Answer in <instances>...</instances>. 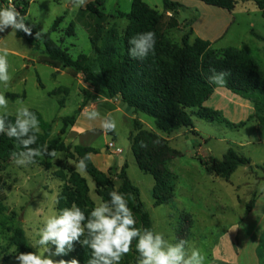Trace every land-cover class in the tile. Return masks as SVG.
<instances>
[{
  "label": "rangeland",
  "instance_id": "rangeland-1",
  "mask_svg": "<svg viewBox=\"0 0 264 264\" xmlns=\"http://www.w3.org/2000/svg\"><path fill=\"white\" fill-rule=\"evenodd\" d=\"M0 1H3L1 4L3 8L11 4L15 9L21 1L27 2L29 7L25 22L32 29L42 33H48L54 21L63 16L64 21L59 30L52 34V39L67 48L75 59L80 54L90 55L92 51L88 27L93 29V20L86 12L80 15L79 12L85 9L88 3H99V10L108 18L105 32L115 26L117 33L122 36L128 27L126 15L131 11L134 0H87L84 7L76 10L71 7L69 0ZM172 1L182 6L178 15L172 12L166 14L168 18L165 19V23L173 17L178 25L169 30L164 27L166 36L172 42L181 45L183 37L188 34L189 22H193L195 33L198 32L204 36V39L211 41L213 49L219 52L227 48L246 50L260 62L264 70V49H260L264 46V42L252 35L254 31L264 37V16L256 4L257 0H235L236 6L231 13L198 0ZM144 2L159 13H164L163 0H144ZM71 22L76 26V36L66 38L65 31ZM0 47H6L9 51L11 76L7 86L0 84V94L5 95L6 98L7 93L25 94L24 100H17L23 101L30 110H35L44 121L51 124L50 139H54L59 134L63 126L62 119L74 116L80 109L82 98L78 84L80 83L82 87L92 85L100 88L96 83L84 81L82 75L72 77L67 69L56 70L39 64L38 54H34L27 41L17 38L13 31L2 39ZM23 56L27 59L31 56L32 62L24 60ZM39 83H42L44 88H41ZM59 88H67L69 95L64 92L53 97L48 95L49 92ZM7 100L9 102L7 115L15 117V110L19 107L17 100L12 101L9 98ZM213 100L214 98L206 102L207 107L211 106L209 108L213 109L215 101ZM107 110L102 107L99 112L104 115ZM4 112L5 110L0 109L1 115ZM220 112L229 122L235 125L245 122L246 125L235 130L218 122L210 123L193 117L194 129H182L168 137L156 129L153 118L143 114L138 115V120L144 129L167 139L170 147L178 152V156L167 164L170 172L176 176L175 197L172 202L161 206L154 205L153 177L138 168L130 148L129 136L134 119L126 117L119 111L111 114L117 122L115 138L111 133H108L106 139L104 135H95L96 138L93 137L91 142L100 150L107 148L106 141L113 142L116 149H122L124 154L108 153V155L112 156L116 164L121 158L129 162L128 176L139 189L141 200L151 214L154 231L163 233L170 242H178L185 226L183 216L191 217L193 223L185 237L186 248L199 249L206 257V264L212 260V257L218 258L220 252L225 249V244H220V238L226 230L224 227L229 229L230 225L220 223L223 221L220 216L236 220L243 214L249 215L247 220L240 224L243 236L253 229L252 222L264 219V190H261L264 187V168H254V164H264V144L260 142L258 123L255 118L248 121L249 115L236 116L233 106ZM193 114H196V110ZM40 132H42L41 128ZM62 141L71 148L76 145L73 135L70 134V127L62 136ZM77 143L82 144L80 141ZM229 149L248 158L252 165V167L247 165L239 167L229 181L207 174L197 159V157L205 159L212 156L222 160ZM59 153L62 154L61 159L41 157L43 164L38 165L18 167L10 162L6 170L0 173L3 177L1 189L6 195L3 204L9 208L7 213L0 214V264H18L15 256L19 252L11 245L13 233L17 228L24 230L34 252L49 255L47 252L44 253L42 248H34L33 245L39 238L37 233L43 226L44 218L57 211V198L66 183L63 177L65 174L68 175L70 169H74L80 176L86 178L94 204L101 201L95 192V183L91 177L86 171L80 172L76 169L78 158L76 156L71 158L64 152ZM116 174L117 172L113 171L111 176L118 187L120 182ZM237 200L240 203H237ZM257 232L256 238L261 237L264 233V222L258 225ZM49 247L53 252L55 251L51 245ZM51 258L58 260V256Z\"/></svg>",
  "mask_w": 264,
  "mask_h": 264
},
{
  "label": "trees",
  "instance_id": "trees-1",
  "mask_svg": "<svg viewBox=\"0 0 264 264\" xmlns=\"http://www.w3.org/2000/svg\"><path fill=\"white\" fill-rule=\"evenodd\" d=\"M208 6L220 8L228 12L235 9V0H198ZM0 1V8H3ZM99 3H88L85 9L93 20V29L90 32L91 54H80L73 58L69 50L58 41L52 39L64 21V17H58L48 33H42L32 29L33 35L29 36L22 31H17V38L27 41L34 54H38V63L56 70H69L72 77L82 75L84 81L96 83L107 92L110 99L126 103L133 110L134 120L129 136L131 150L134 154L138 168L154 179L152 196L155 206H161L173 201L175 197L176 176L170 172L167 164L178 156V152L170 147L169 141L157 133L148 131L142 127L138 115L143 114L153 118L157 130L171 136L182 129H194L193 117L204 119L210 123H221L230 129L237 130L246 125L245 122L235 125L224 119L220 112L205 107V103L214 95L217 89H225L243 99L249 101L254 108L250 120L255 118L258 129H264V70L260 62L248 51L237 48H227L221 52L213 49L212 43L197 38L190 43L192 31L189 29L182 39V44L172 42L166 35V30L177 27L173 17L165 23L167 12L178 15L181 4L172 0H163L164 13H159L150 7L144 0H134L131 11L126 15L129 22L124 34L120 36L115 26L105 32L108 18L98 7ZM256 4L264 16V0H257ZM28 3L21 1L16 7L22 16L28 14ZM26 23V22H25ZM27 24V23H26ZM165 24V25H164ZM28 25V24H27ZM29 26V25H28ZM152 31L155 33L154 52L144 59H134L129 55V41L134 36ZM12 32L7 29L0 33V41ZM39 36L35 38V34ZM252 35L264 42V37L252 31ZM66 38L76 36V26L71 22L65 31ZM216 72H229L226 85L220 88L208 82L211 70ZM44 88L42 83H39ZM60 92L69 95L67 88L55 89L48 93L50 97L57 96ZM7 98L12 101L24 100L25 94L7 93ZM62 103V101H60ZM196 110V114L193 112ZM34 112L39 120L42 132L38 134V140L32 147L47 145L49 151L64 152L71 158L75 156L80 160L86 153L97 154L98 150L92 147L75 145L73 148L62 141L68 127L75 124L82 107L74 116L62 119L63 126L54 139H50L52 126L43 120L41 115ZM1 115V114H0ZM77 115V116H76ZM13 121L15 117L6 116ZM111 133L112 132H108ZM196 134V133H195ZM143 145V146H142ZM17 142L6 134H0V173L5 171L12 162L10 153L19 151ZM71 150L73 152H71ZM207 174L225 181H229L233 174L241 166L251 165V161L229 149L222 160L215 157H197ZM86 173L95 183V192L102 201L110 199L111 191H118L128 201L129 208L133 211L136 226L153 230L151 214L141 200L139 189L132 183L128 176V165L125 164L118 170L112 167L109 173L98 169L93 160L86 161ZM34 164H43L41 157L36 158ZM264 168V166L257 167ZM116 171L119 186L116 187L111 173ZM63 180L66 181L57 198L56 209L70 207L73 203L79 206L85 215H89L95 206L90 197V187L86 178L80 176L74 169L68 171ZM3 177L0 175V214L7 213L9 208L3 204L6 195L1 186ZM184 229L180 234V240H185L193 223L191 217L183 216ZM82 237L81 239H83ZM133 241L132 251L124 256L120 264H136L138 254L135 251ZM11 245L21 252H34L30 246L23 229L17 228L13 233ZM52 246V245H51ZM55 248L54 246H52ZM264 234L259 257L264 259ZM77 259L80 264H87L91 258V250L79 242L74 244V249L66 255L58 256V260ZM8 258H6V261ZM264 262V260H263Z\"/></svg>",
  "mask_w": 264,
  "mask_h": 264
},
{
  "label": "clouds",
  "instance_id": "clouds-1",
  "mask_svg": "<svg viewBox=\"0 0 264 264\" xmlns=\"http://www.w3.org/2000/svg\"><path fill=\"white\" fill-rule=\"evenodd\" d=\"M87 0H69L71 7L76 10L84 7ZM11 4L0 8V33L11 29L13 33L22 31L26 35H33L32 28ZM39 32L35 34V38ZM155 33L147 31L134 36L129 41V55L134 59H144L149 53L154 52ZM9 51L0 47V84L5 86L11 80L9 74ZM229 72H216L211 70L208 82L223 88L226 85ZM8 100L0 94V109L5 110L0 115V134H6L17 142L19 151L10 153V159L18 167H27L36 162L37 157H50L54 160L61 159L62 154L57 150L49 151L47 145L32 147L37 143L40 133L39 120L36 114L30 111L23 101L17 100L19 107L15 110L14 122L6 119ZM82 116L89 122H97L104 132H114L117 122L109 113L101 117L94 108H86ZM90 130H95L90 124ZM143 146V145H142ZM92 159L91 153H86L75 165L76 169L84 172L87 168L86 161ZM261 190H264L262 187ZM108 201H100L92 208L89 215L73 203L59 211H53L43 220L39 229L38 239L33 247H39L48 256L38 252H21L15 256L18 264H80L73 258L71 260H54L51 256H63L74 249V244L79 242L91 250V258L87 264H120L122 258L132 251L135 241V251L138 254L136 264H206V257L197 248H186V241L170 242L161 232L150 228L136 226L133 211L128 206L125 196L114 190L109 193ZM84 237L83 239H81ZM50 245L55 247L53 252Z\"/></svg>",
  "mask_w": 264,
  "mask_h": 264
},
{
  "label": "crops",
  "instance_id": "crops-1",
  "mask_svg": "<svg viewBox=\"0 0 264 264\" xmlns=\"http://www.w3.org/2000/svg\"><path fill=\"white\" fill-rule=\"evenodd\" d=\"M192 23L193 22H189L190 24L189 29L192 31V35L190 36V43H193L197 38L209 41L207 39H204V36H202L200 33L198 32L195 33L196 32L194 29L195 24ZM260 49L263 50L264 46H261ZM28 58L29 59L24 57L23 59L32 62V57L30 56ZM26 67L28 66H25V68ZM78 85H79V94L82 98L81 106H80L82 107V111L77 116L75 124L70 127V134L73 135V139L76 142V145L78 144L77 141H80L82 143L80 144L81 146L92 147L97 149L98 153L92 155V160L94 164L99 168V170H101L104 173H107L112 167H116V169L120 170L125 164L128 165V169H129V162H127L124 158H121L118 164H116L112 156L108 155V151L106 148L100 150L99 148L93 146V143L91 142L93 141L92 140L93 137L94 139L96 138L95 135L98 136L104 135V138L106 139L108 138V133H104L99 128L98 121L93 123L85 120L84 117L82 116V112L86 108H89L90 106L91 108H94L97 111H99L100 108L104 107L108 110L107 113L101 115V117H104L109 113L113 114L119 111V112H123V114H125L126 117L130 119H134L135 117L133 115V110L128 111L125 107H121L120 101L110 99L108 97L107 92L104 91L102 88H97L96 86H92L88 84H87L88 87L87 86L82 87L80 83ZM213 98L215 100V101L213 100L214 101L213 110L220 112L222 109H229L231 106H233V110L236 116L245 117L246 115H249L248 121H252V119L250 120V117L254 112V108L249 101L242 99L225 89H217L214 95L208 101H211ZM206 104L207 103H205V107H207ZM90 124L95 130H90ZM114 133L115 132H112L113 137L115 138ZM259 133L261 139L260 142L264 144V129L259 130ZM109 142L110 141H106L105 145L107 146ZM260 165L264 166V164H254L255 166L254 168L260 167ZM237 203H240L239 200H237ZM248 217L249 215L243 214L242 216L239 217V219L235 220L232 218L227 219L223 216H220V218L223 220L220 223L230 225L229 229L224 227V229L226 230H224V233L220 238V244L224 243L225 249L220 252L218 258L212 257V260L209 261L208 264H242V262H245V264H264L263 259L259 257V250L262 246V235L264 233L261 234V237L256 238V234L258 233L257 232L258 225H261L262 222H264V219H262V221L259 222H252V225L254 226L253 229L249 233H247V235L245 234L243 236L242 226H240V224L242 223V221L244 222L245 220H247ZM225 240L227 241L224 242Z\"/></svg>",
  "mask_w": 264,
  "mask_h": 264
},
{
  "label": "built area",
  "instance_id": "built-area-1",
  "mask_svg": "<svg viewBox=\"0 0 264 264\" xmlns=\"http://www.w3.org/2000/svg\"><path fill=\"white\" fill-rule=\"evenodd\" d=\"M169 16H172V15L169 14ZM106 149H107L108 153L113 154V155H116V154L118 155V154H122L123 153L122 149H116V146H115V144L113 142L109 143L107 145Z\"/></svg>",
  "mask_w": 264,
  "mask_h": 264
},
{
  "label": "water",
  "instance_id": "water-1",
  "mask_svg": "<svg viewBox=\"0 0 264 264\" xmlns=\"http://www.w3.org/2000/svg\"><path fill=\"white\" fill-rule=\"evenodd\" d=\"M121 107H125L128 111L132 110L131 107H129L126 103L120 102ZM249 166V165H247Z\"/></svg>",
  "mask_w": 264,
  "mask_h": 264
}]
</instances>
